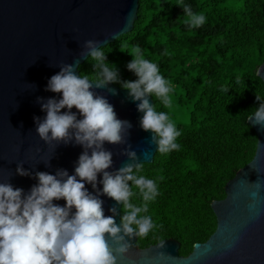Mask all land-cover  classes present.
I'll return each mask as SVG.
<instances>
[{"label": "clouds", "instance_id": "obj_1", "mask_svg": "<svg viewBox=\"0 0 264 264\" xmlns=\"http://www.w3.org/2000/svg\"><path fill=\"white\" fill-rule=\"evenodd\" d=\"M175 5L183 9L189 27L198 28L206 22V16L195 12L184 0H177ZM98 45H101L98 40L84 43L98 71L78 75L75 70L79 68L78 62L75 68L73 64H62L45 88L61 94L59 98L50 97L46 102L42 97L37 98L46 114L43 119L33 117L40 139L49 145L73 143L83 151L75 162L73 174L67 169H57L54 174L42 171L33 174L18 164L16 174L37 181L27 192L10 182H0V264H117V257L131 247L133 236H146L155 227L147 213L149 203L159 195L158 183L141 174L142 163L138 162L136 153L126 150L122 154L134 163L108 170L113 165V153L105 148V143H126L132 125L119 119L107 97L94 90L120 82L116 66L108 62L104 48ZM125 52L132 57L126 66L136 79L123 81L121 87L133 102H138L140 128L152 134L151 143L159 152L179 150L177 141L181 131L167 111L157 110L156 103L149 102L151 96L164 108H170L172 86L158 63L146 58L138 45ZM239 83L237 79L236 84ZM230 88L221 86L219 91L228 94ZM107 91L116 94L111 88ZM256 100L258 106L252 108L247 120L261 127L264 97L256 95ZM73 107L77 112L72 111ZM62 109L67 110L62 112ZM252 184L262 188L264 179L258 178ZM134 188L138 189L140 204L132 200L136 195ZM102 196L122 205L124 214L119 224L115 205L108 209L111 215H105ZM60 200L65 203L54 202Z\"/></svg>", "mask_w": 264, "mask_h": 264}, {"label": "trees", "instance_id": "obj_2", "mask_svg": "<svg viewBox=\"0 0 264 264\" xmlns=\"http://www.w3.org/2000/svg\"><path fill=\"white\" fill-rule=\"evenodd\" d=\"M139 3L133 29L103 50L118 70L120 82L114 84L119 86L136 79L127 69L132 57L125 51L138 45L158 63L172 86V104L164 108L155 98L153 104L169 113L181 136L179 150H157L151 163H142L141 174L156 179L159 195L147 213L155 227L137 243L146 247L175 238L180 254L187 255L215 230L211 202L226 196L227 181L256 150L258 138L247 117L258 106L256 95L264 97V81L256 73L264 61V0H184L206 16L198 28L185 23L177 0ZM78 69L98 71L89 56ZM221 86L231 87L228 94L219 91ZM181 110L188 111L187 122L180 120ZM133 191V202L140 204L138 189Z\"/></svg>", "mask_w": 264, "mask_h": 264}, {"label": "water", "instance_id": "obj_3", "mask_svg": "<svg viewBox=\"0 0 264 264\" xmlns=\"http://www.w3.org/2000/svg\"><path fill=\"white\" fill-rule=\"evenodd\" d=\"M139 5V0H0V182H10L25 192L37 182L16 174L18 164L33 174H54L57 169L73 174L83 149L73 143L49 145L40 139L33 117L43 119L46 114L37 98L45 102L50 97L59 98L61 94L45 91L48 79L62 64L75 68L76 62L80 65L86 60L85 41L98 40V47H103L130 32L138 19ZM75 70L79 75V69ZM256 73L264 81V61ZM94 90L107 97L119 119L132 125L126 143H105L113 153L108 170L134 163L122 154L126 150L134 151L138 162L151 163L157 148L151 143L152 134L139 126L138 102L114 83ZM149 102L154 103L151 96ZM247 122L258 138L256 150L227 181L226 196L211 202L217 225L208 239L194 243L191 252L182 255L180 241L175 238L141 247L138 237L133 236L131 247L117 257V264H264V187L257 189L252 184L264 179V126ZM86 187L92 191L90 185ZM101 198L106 216L111 215L109 208L117 207L119 224L122 205L106 196Z\"/></svg>", "mask_w": 264, "mask_h": 264}, {"label": "rangeland", "instance_id": "obj_4", "mask_svg": "<svg viewBox=\"0 0 264 264\" xmlns=\"http://www.w3.org/2000/svg\"><path fill=\"white\" fill-rule=\"evenodd\" d=\"M174 110H178L177 108V106L174 104ZM179 116H180V120L182 121V122H187L188 120H189V113H188V111H186V110H181L180 112H179Z\"/></svg>", "mask_w": 264, "mask_h": 264}]
</instances>
